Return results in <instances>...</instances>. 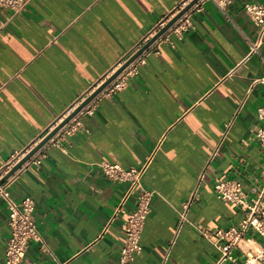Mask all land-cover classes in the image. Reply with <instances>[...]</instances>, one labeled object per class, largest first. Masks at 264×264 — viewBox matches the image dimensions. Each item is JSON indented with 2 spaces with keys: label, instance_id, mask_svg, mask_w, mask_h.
<instances>
[{
  "label": "crops",
  "instance_id": "0c3cea01",
  "mask_svg": "<svg viewBox=\"0 0 264 264\" xmlns=\"http://www.w3.org/2000/svg\"><path fill=\"white\" fill-rule=\"evenodd\" d=\"M182 1L28 0L18 12L3 9L10 18L0 30V169L67 115ZM247 2L264 5L231 0L221 9L204 2L180 40L171 35L172 44H153L124 88L100 93L89 112L71 118L68 125L77 120L80 128L59 131L35 154L38 163L33 159L14 175L10 195L33 197L41 236L28 242L20 264H117L122 218L112 215L126 185L106 178L97 163L136 166L155 146L142 178L155 194L139 235L142 250L130 264H162L177 210L192 193L164 264L217 263L220 253L202 232L237 226L244 211L217 196L215 179L238 180L248 198L264 186L254 135L264 126L256 114L264 82L252 84L264 74V41L234 69L255 35ZM134 203L130 196L123 208ZM7 213L0 199V264ZM241 248H232L234 261L221 264H241Z\"/></svg>",
  "mask_w": 264,
  "mask_h": 264
},
{
  "label": "built area",
  "instance_id": "2783aa9c",
  "mask_svg": "<svg viewBox=\"0 0 264 264\" xmlns=\"http://www.w3.org/2000/svg\"><path fill=\"white\" fill-rule=\"evenodd\" d=\"M27 1L28 0H0V30L7 25L10 18L9 16L2 15V10L9 9L13 12H18L24 9ZM189 1L190 0H183L180 4H178L172 15L175 14ZM206 1L213 2L218 8L221 9L231 2V0H196L146 49H144L127 66H125L100 93H103L105 90L113 91L124 88L126 85V79L138 72V66L144 62V57L147 54L148 49L153 44H156L162 40L169 41L172 44L173 41H171L170 39L171 35H173L177 40H180L182 38V33L193 27L192 21L190 19V14L193 11L199 9L201 5ZM244 11L252 19L253 23L256 26L255 35L250 41L247 53L237 63L234 69L244 61L248 60L251 55L257 53L258 49L264 41V5L255 2H247L244 4ZM167 19L159 22L150 32L145 34V36L135 45L131 53H133L142 45V43L149 39L157 29L162 27ZM123 61L124 60L120 61L118 65L113 69V71ZM256 82H264V74L254 79L252 84ZM84 97L85 96H81L79 99H77L73 107H75ZM96 97H94L93 99H95ZM93 99L84 107H82L73 117H75L82 111L89 112L91 109V106L89 105L93 101ZM69 112L70 111H68V113ZM256 114L258 119L264 118V104L257 107ZM60 120L61 119H59L56 123H58ZM71 120L73 119H70L67 123L60 127L59 130H57V132L52 137H50L45 142V144H43L28 160H26L20 168L15 170L3 182L0 183V199L4 201L8 211L7 225L9 228V235L4 242L2 264H20L25 255L28 242L30 240L41 241V236L35 223L33 197L31 195H26L19 200H15L10 195L9 186L14 178V175L31 160L34 159V161L38 163L39 161L37 159L35 160L34 158L35 154H37L39 150L46 144L54 143L53 137L59 131L62 130L65 132H70L72 130L80 128L81 125L77 120L74 121L72 125H68ZM229 125V121L225 123L226 130ZM53 127L54 125L49 127L47 131H49ZM47 131L45 133H47ZM254 135L259 142L264 158V126L256 127ZM35 143L29 145L18 153L12 154L8 159V163L5 165V167L0 169V178L21 157H23V155H25V153ZM156 149L157 146H155L150 151V153H148L144 157L143 161L136 166H129L127 168H124L118 163H113L107 160H102L97 163L106 178L114 182L124 183L126 185L118 203L113 210L112 215L113 218L118 215L122 218V239L118 247L117 264H130L134 259V256L139 254L142 250V246L139 241V235L142 230L144 220L151 211V200L155 194V191L147 189L143 186L142 178L153 159ZM216 151L217 147L213 149L210 160L214 157ZM261 175L264 179V163L261 170ZM213 188L219 198L239 205L244 211V216L237 226L232 225L225 229L218 228L211 235H206L207 233L205 231L202 232L204 236L213 240L214 245L220 253L216 264H221L226 259L234 261V258L231 255L232 248H241V245L245 243H248L249 245H247L244 250L241 248L245 253V259L241 264H264V200L261 198L262 194L264 193V186L262 191H260L259 195L255 198H248L242 189L241 183L236 179L216 178L213 184ZM130 196H133L135 198V203L131 209L126 210L123 208V206ZM192 196L193 193L188 199L180 204V208L177 210L176 232L173 238L168 243L169 245L162 259V264H164L168 260L169 250L175 242L181 225L186 221V213L190 206ZM249 230H251L253 235L255 236H248L247 233Z\"/></svg>",
  "mask_w": 264,
  "mask_h": 264
},
{
  "label": "water",
  "instance_id": "95a60500",
  "mask_svg": "<svg viewBox=\"0 0 264 264\" xmlns=\"http://www.w3.org/2000/svg\"><path fill=\"white\" fill-rule=\"evenodd\" d=\"M196 0H190L181 9H179L175 14L165 21L164 25L157 29L153 35L147 39L142 45L137 48L133 53L130 50L120 61L124 60L110 75H108L99 84H94L90 89L89 93L69 112L65 115L58 123L54 125L52 129L43 133L40 139L21 157L1 178L0 183L3 182L9 175H11L15 170L21 167V165L28 160L45 142L52 137L60 127L67 123L82 107H84L88 102H90L94 97H96L115 76L127 66L133 59H135L144 49H146L160 34H162L183 12H185ZM119 61V62H120Z\"/></svg>",
  "mask_w": 264,
  "mask_h": 264
}]
</instances>
